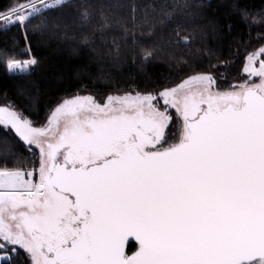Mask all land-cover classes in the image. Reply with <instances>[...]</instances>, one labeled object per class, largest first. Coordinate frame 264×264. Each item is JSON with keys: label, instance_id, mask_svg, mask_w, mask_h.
<instances>
[{"label": "snow or ice", "instance_id": "snow-or-ice-1", "mask_svg": "<svg viewBox=\"0 0 264 264\" xmlns=\"http://www.w3.org/2000/svg\"><path fill=\"white\" fill-rule=\"evenodd\" d=\"M62 3H17L0 11V31L26 38ZM261 57L247 54L248 79L228 87L201 71L104 102L74 95L39 127L13 102L0 106L3 130L39 152L38 167L0 161V264L18 249L30 264H264Z\"/></svg>", "mask_w": 264, "mask_h": 264}, {"label": "trees", "instance_id": "trees-1", "mask_svg": "<svg viewBox=\"0 0 264 264\" xmlns=\"http://www.w3.org/2000/svg\"><path fill=\"white\" fill-rule=\"evenodd\" d=\"M27 0H0V11ZM175 9L172 15L165 13ZM41 28L0 31V106L13 102L34 122L47 123L64 99L174 86L210 71L221 87L247 79L246 56L264 45V0H67L47 11ZM191 42L174 43L175 32ZM87 37V40L84 39ZM146 53L151 56L145 59ZM9 58L38 63L26 73ZM38 167L39 154L0 126V161ZM3 264H30L22 249Z\"/></svg>", "mask_w": 264, "mask_h": 264}, {"label": "rangeland", "instance_id": "rangeland-1", "mask_svg": "<svg viewBox=\"0 0 264 264\" xmlns=\"http://www.w3.org/2000/svg\"><path fill=\"white\" fill-rule=\"evenodd\" d=\"M65 1H67V0H63V2H65ZM48 2H51V0H48ZM261 48H264V45L261 47ZM261 48H259V49H261ZM258 49V50H259ZM257 50V51H258ZM256 52V51H255ZM261 58H264V57H261ZM246 63H247V61H246ZM259 65H258V63H257V67H258ZM15 73H19V72H15ZM246 74V73H245ZM247 75V74H246ZM248 76V75H247ZM247 79H248V77H247ZM252 79H256L255 77H253ZM83 96H88V95H83ZM33 148L34 149H36L34 146H33ZM37 150V149H36ZM37 152H38V150H37ZM38 154H39V152H38ZM23 250V249H22ZM25 252V251H24ZM26 253V252H25ZM27 255V254H26ZM3 256H4V254H0V259H3ZM12 256H13V254L7 259V260H3V263L4 262H7V261H10L11 260V258H12ZM27 257H28V255H27ZM28 259H29V257H28ZM30 261V260H29Z\"/></svg>", "mask_w": 264, "mask_h": 264}, {"label": "flooded vegetation", "instance_id": "flooded-vegetation-1", "mask_svg": "<svg viewBox=\"0 0 264 264\" xmlns=\"http://www.w3.org/2000/svg\"><path fill=\"white\" fill-rule=\"evenodd\" d=\"M256 79H258V78H256ZM135 247H136V244H135V243H131V244H129V251L134 250Z\"/></svg>", "mask_w": 264, "mask_h": 264}, {"label": "water", "instance_id": "water-1", "mask_svg": "<svg viewBox=\"0 0 264 264\" xmlns=\"http://www.w3.org/2000/svg\"><path fill=\"white\" fill-rule=\"evenodd\" d=\"M131 243H137L135 240H134V238H130V242H129V244H131Z\"/></svg>", "mask_w": 264, "mask_h": 264}]
</instances>
